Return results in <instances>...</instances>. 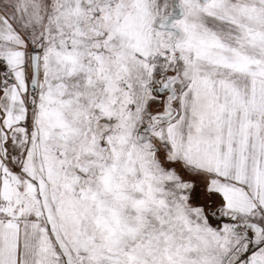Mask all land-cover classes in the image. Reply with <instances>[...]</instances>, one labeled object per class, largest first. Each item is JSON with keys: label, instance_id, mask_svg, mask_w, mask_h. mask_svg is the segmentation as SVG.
Wrapping results in <instances>:
<instances>
[{"label": "snow or ice", "instance_id": "1", "mask_svg": "<svg viewBox=\"0 0 264 264\" xmlns=\"http://www.w3.org/2000/svg\"><path fill=\"white\" fill-rule=\"evenodd\" d=\"M0 264H264V0H0Z\"/></svg>", "mask_w": 264, "mask_h": 264}]
</instances>
